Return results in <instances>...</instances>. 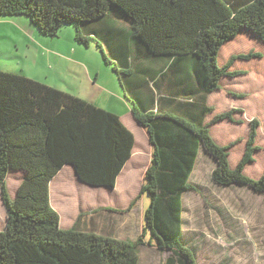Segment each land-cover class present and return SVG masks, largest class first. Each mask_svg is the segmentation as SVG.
<instances>
[{
    "label": "trees",
    "instance_id": "trees-1",
    "mask_svg": "<svg viewBox=\"0 0 264 264\" xmlns=\"http://www.w3.org/2000/svg\"><path fill=\"white\" fill-rule=\"evenodd\" d=\"M16 15L28 16L47 36H57L65 25L125 21L117 33L123 32L131 44L125 41L116 48L120 59L115 70L122 82L124 75L132 77V113L153 148L140 193L129 209L141 194L150 197V204L136 240L85 231L77 222L62 228L50 202L54 177L73 165L85 184L114 188L133 154L135 136L106 109L23 74L0 70V190L7 213L6 227L0 231V264H139L147 232L148 244L174 252L166 264H198L195 249L183 236V196L199 191L190 177L201 148L217 161L212 171L216 184L247 185L264 193V173L258 178L245 174L261 148L255 144L259 120L250 121L246 149L235 168L229 161L234 143L218 144L210 129L223 120L241 123L234 118L235 109L205 122L214 111L206 105L207 96L220 90L221 79L246 74L264 59L254 48L226 60L222 55L232 41L264 44V0H0V19ZM93 35L79 29L76 38L88 45ZM98 46L110 62L100 42ZM173 58L194 64L201 92L199 118L176 110L155 111L156 101L162 99L149 87L140 64L144 59L168 63ZM11 171L24 172L14 198L7 189Z\"/></svg>",
    "mask_w": 264,
    "mask_h": 264
},
{
    "label": "rangeland",
    "instance_id": "rangeland-1",
    "mask_svg": "<svg viewBox=\"0 0 264 264\" xmlns=\"http://www.w3.org/2000/svg\"><path fill=\"white\" fill-rule=\"evenodd\" d=\"M9 18L11 20H0L1 71L23 74L108 111L117 106L122 108L121 99L133 106L134 90L131 82H128V78L130 80L132 77L124 75L122 82L121 73L115 70L119 66L115 61L120 59L116 48L125 41L126 45L131 44V39L128 41L123 32L117 33L118 27L125 26V21L111 18V25H65L57 36H47L26 15ZM79 29L86 35L94 33L88 45L76 38ZM98 42L110 62L104 60ZM247 43L249 41L230 42L222 53L225 60L232 54L248 52L251 48L264 53L263 43L250 40L249 46L243 45ZM261 60L250 72L237 76L238 79H222L220 91L209 98V103L215 107L213 114L235 109V120L242 121L223 120L211 126L212 136L218 144L234 143L229 149L232 168L236 167L245 152L250 121L259 120L255 144L261 148L254 153L255 161L245 168V174L251 178H258L264 173V59ZM143 61L144 64L150 62L146 59ZM133 68L136 69L135 65ZM135 75H138V71ZM230 92L242 94L243 97H234ZM140 146L143 148L140 151L142 159L130 169L131 177H124L115 191L83 184L78 181L72 166H65L59 176L66 180L62 191L67 195L60 200L61 218L66 221L71 216L75 217L78 206L98 204L109 210L115 209L112 229L105 232L124 239L133 237L123 230L121 220L131 219L134 227L138 223L141 225L142 221L144 226V212L150 204V197L141 194L133 212L130 213L127 208L131 197L138 196L143 180L141 172L148 148L144 143ZM216 166L217 161L201 148L196 168L190 177L199 191H189L184 197L185 237L194 240L193 244L197 245L204 264H264V195L258 197L247 185L233 184L228 187L216 184L212 180V171ZM23 177V171L9 172L7 189L12 198ZM6 214L0 190V231L6 227ZM150 237L147 232L146 243L139 248V264H165L168 253H162L148 244Z\"/></svg>",
    "mask_w": 264,
    "mask_h": 264
},
{
    "label": "crops",
    "instance_id": "crops-1",
    "mask_svg": "<svg viewBox=\"0 0 264 264\" xmlns=\"http://www.w3.org/2000/svg\"><path fill=\"white\" fill-rule=\"evenodd\" d=\"M190 62L191 61H189L187 58H173L168 63L167 62L161 63L160 61L158 62V60H151L148 64H144V62H142L141 68H143L146 71L145 72L146 78H149V87L151 88L152 91L155 92L157 97L160 96V99H162V100L156 101V105L154 106L155 111L157 109L170 110V111L176 110L182 115H189L193 118L194 116H196L195 118L200 117L202 111L199 105L198 106L196 105L197 103L199 104V101L201 100V92L199 91L200 87L198 83L199 80L194 70V64ZM222 79L233 80V79H238V77H234V78L223 77ZM218 91L220 90H216L214 92H218ZM214 92L210 93L206 99V105L213 107L214 111L205 117V122H210L213 116L216 115V114H213L215 112V107L209 103L210 95L213 94ZM174 97L177 98L176 101L169 99V98H174ZM193 100L195 101V103L190 104V102H192ZM121 103H122V108L120 106H117L114 110H111L110 112L118 115L121 121L133 132L135 136V145L133 148L132 156L127 161L123 170L117 177L116 186L114 188L104 187L105 189H108L110 191H115L116 189H118L120 182L124 177H128V178L131 177L132 174L130 172V169L134 168L135 164L139 163L138 161L142 159L143 154L140 151H143L142 150L143 148L140 145L143 143L146 144L148 148L147 155H145L146 161L144 163V168L141 172V176L144 177L145 171L151 162L152 150H153L146 130L143 128L142 125H140L135 120L133 116L132 107L127 102L123 101L122 99H121ZM123 107L125 109H123ZM192 111H194L197 115H193ZM187 112L188 113L190 112V114H188ZM212 125L214 124H211V126ZM211 126H210V129H211ZM138 138H140V141ZM71 166L76 175L74 166L73 165ZM195 168H196V165H195ZM63 169L54 177V179L50 183V202H51L52 207H54L55 210L58 211V213L61 212L62 210L60 206L61 198L67 196L64 193V191H62V188L64 187L63 185L65 184L66 180L64 178H59L60 173L63 171ZM78 181L85 184L79 179ZM142 183H143V180L141 181L138 194L140 193ZM254 194L257 195L258 197H261L262 195H264V193L259 194L255 192ZM185 195L186 193L183 196V204H184ZM135 197H131V201L135 199ZM129 205L127 208H128V211H130L131 213L135 209V206L129 209ZM114 211L115 209L109 210L108 208L106 209L105 207H101L98 204L96 205L85 204L83 207L78 206L74 214L75 217L71 216L70 219L68 218L66 221H64V219H62L60 216L61 227L64 229H68V228L73 227L77 222V225L82 230L94 231V232L102 233V234H108L107 232H110V231H107V230L112 229L111 223H112V219L115 214ZM184 212H185V207H184ZM183 218H184V213H183ZM138 219H139V216H138ZM121 221L123 222V230L128 231V233H131L133 237L128 236L125 239L122 237H116V236L114 237L118 239H124V240H136L138 239L139 236H141L142 234L141 232L143 231L142 221H141V225H139L138 223L136 227H134V225L131 223V219L129 220L125 219ZM98 224H101V225L98 226ZM184 224H185V220H184ZM183 236L186 241V244L189 247H192L195 249L196 254H197L198 264H204L200 260V255H199V251L197 250V245L193 244L194 240L192 241L191 239H188L185 237L184 225H183ZM159 250H161L162 253H166V254L168 253V256H166V259H165V264L168 258L174 257V252L170 249H159ZM216 264H218V262H216Z\"/></svg>",
    "mask_w": 264,
    "mask_h": 264
},
{
    "label": "water",
    "instance_id": "water-1",
    "mask_svg": "<svg viewBox=\"0 0 264 264\" xmlns=\"http://www.w3.org/2000/svg\"><path fill=\"white\" fill-rule=\"evenodd\" d=\"M76 171V170H75ZM76 175H77V173H76ZM77 177H78V175H77ZM78 179H79V177H78ZM80 180V179H79ZM81 181V180H80Z\"/></svg>",
    "mask_w": 264,
    "mask_h": 264
}]
</instances>
